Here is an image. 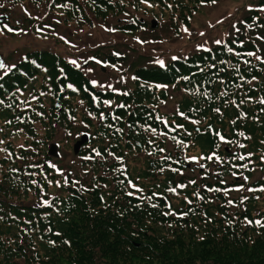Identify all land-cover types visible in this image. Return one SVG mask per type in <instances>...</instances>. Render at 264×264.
<instances>
[{"label":"trees","instance_id":"1","mask_svg":"<svg viewBox=\"0 0 264 264\" xmlns=\"http://www.w3.org/2000/svg\"><path fill=\"white\" fill-rule=\"evenodd\" d=\"M6 1L47 7L68 24L114 12L136 29L148 24L143 11L181 10L177 24H188L182 16L210 0ZM256 1L225 40L136 67L122 93L48 47L3 68L0 264H264V0ZM15 26L0 21V35ZM82 122L90 139L78 164L64 166L49 149L55 131Z\"/></svg>","mask_w":264,"mask_h":264},{"label":"rangeland","instance_id":"2","mask_svg":"<svg viewBox=\"0 0 264 264\" xmlns=\"http://www.w3.org/2000/svg\"><path fill=\"white\" fill-rule=\"evenodd\" d=\"M249 2V3H248ZM256 0H213L200 4L177 24L181 10L159 14L143 11L142 19L148 24H142L136 29L123 26L133 24L130 16L110 13L105 18H94L93 23H64L60 16L47 7L40 10L29 9L24 4H10L0 0V6L7 5L9 22L21 25V29H12L10 33L0 35V54L4 56V65L8 68L22 59L26 53L38 47H48L62 52L75 65H79L91 81H96L98 87L106 88L115 93H122L133 85L136 67L143 64L164 63L172 57L182 56L189 52L204 49L223 41L236 31L237 21L247 7L256 4ZM248 3V5H247ZM37 9V7H35ZM0 13V14H1ZM38 19V20H37ZM124 19V20H123ZM157 19L156 26L152 21ZM43 20L47 24L37 25ZM52 20V21H50ZM15 26V28L17 27ZM43 30V32H41ZM110 54L114 55V61ZM89 63L84 66L82 62ZM94 84V85H95ZM175 105L169 99L167 108ZM87 123H77L71 132L65 127L58 128L54 134L53 143L61 142L58 151L63 157V165H77L78 158L74 144L87 130ZM71 132V133H70ZM56 141V142H55ZM61 148V149H60ZM50 149V148H49ZM77 160V162H73Z\"/></svg>","mask_w":264,"mask_h":264},{"label":"water","instance_id":"3","mask_svg":"<svg viewBox=\"0 0 264 264\" xmlns=\"http://www.w3.org/2000/svg\"><path fill=\"white\" fill-rule=\"evenodd\" d=\"M6 16H7V15H3V16L0 17V19L3 20ZM152 25H153V26H156V25H157V20L154 19ZM0 63H3V58H2V56H0ZM89 137H90V134H89V133H85V134L82 135V137H81V138L75 143V145H74L75 152H78V151L80 150L81 146H82L85 142L88 141ZM57 148H58V144H53V145L51 146L50 152H51L52 154H57V152H58V149H57Z\"/></svg>","mask_w":264,"mask_h":264},{"label":"snow or ice","instance_id":"4","mask_svg":"<svg viewBox=\"0 0 264 264\" xmlns=\"http://www.w3.org/2000/svg\"><path fill=\"white\" fill-rule=\"evenodd\" d=\"M216 2V0H213V3H215ZM5 27H7V26H5ZM10 31L12 30V29H9ZM217 43H219V41H217ZM249 55H254V53H249ZM73 63H75V61H73ZM161 63H163L162 61H161ZM5 67H7L6 65H4L3 63H0V68H5ZM9 71L11 70L10 68L8 69ZM92 83L93 84H95L96 83V81H92ZM69 87H72L71 85H69ZM221 139H223V137H221ZM242 159H243V157H241ZM181 187H183V186H181ZM171 191H175V189H170ZM44 203H48V201H45ZM249 223H251V221H249ZM257 223H260V221H257Z\"/></svg>","mask_w":264,"mask_h":264}]
</instances>
